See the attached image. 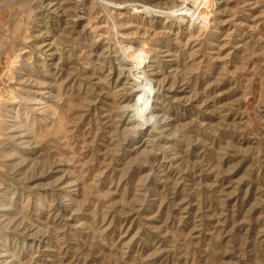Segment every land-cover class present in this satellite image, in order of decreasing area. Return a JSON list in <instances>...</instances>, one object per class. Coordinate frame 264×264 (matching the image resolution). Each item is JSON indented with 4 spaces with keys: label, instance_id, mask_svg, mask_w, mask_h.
I'll return each instance as SVG.
<instances>
[{
    "label": "rangeland",
    "instance_id": "obj_1",
    "mask_svg": "<svg viewBox=\"0 0 264 264\" xmlns=\"http://www.w3.org/2000/svg\"><path fill=\"white\" fill-rule=\"evenodd\" d=\"M185 2L0 0V264H264V0Z\"/></svg>",
    "mask_w": 264,
    "mask_h": 264
},
{
    "label": "bare ground",
    "instance_id": "obj_2",
    "mask_svg": "<svg viewBox=\"0 0 264 264\" xmlns=\"http://www.w3.org/2000/svg\"><path fill=\"white\" fill-rule=\"evenodd\" d=\"M207 1L208 0H186L185 5L181 9L182 13L180 15L186 16L192 13L194 14L200 7L202 8L203 6H206L205 4Z\"/></svg>",
    "mask_w": 264,
    "mask_h": 264
}]
</instances>
